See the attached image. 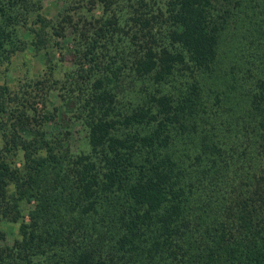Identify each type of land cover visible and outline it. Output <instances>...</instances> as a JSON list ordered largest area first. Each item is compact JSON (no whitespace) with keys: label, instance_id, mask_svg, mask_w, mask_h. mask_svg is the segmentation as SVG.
I'll list each match as a JSON object with an SVG mask.
<instances>
[{"label":"trees","instance_id":"1","mask_svg":"<svg viewBox=\"0 0 264 264\" xmlns=\"http://www.w3.org/2000/svg\"><path fill=\"white\" fill-rule=\"evenodd\" d=\"M65 1L0 0V63L73 53L0 83V264H264V0Z\"/></svg>","mask_w":264,"mask_h":264},{"label":"rangeland","instance_id":"2","mask_svg":"<svg viewBox=\"0 0 264 264\" xmlns=\"http://www.w3.org/2000/svg\"><path fill=\"white\" fill-rule=\"evenodd\" d=\"M43 3V13L46 15L47 22L51 25L57 21V24L61 20V15L63 14V9L66 7L67 3L65 0H42ZM101 9L97 8L96 12L100 13ZM55 26V25H54ZM52 26V27H54ZM71 30V29H69ZM67 30L65 35H61L58 38H52V43H49V54L43 55L42 53L34 54L28 50L18 51L11 58L10 63H6L7 60H4L0 63V83L3 81L10 83L12 89L18 88L22 79L25 78V75L30 78L40 77L45 71V63L54 64L59 71H56L57 74H61V77L64 76V72L68 66H70L73 60V53L71 52L72 43L71 32ZM59 41V42H58ZM44 52V50H42ZM46 57L50 58L47 59ZM48 60V61H47ZM8 64V66H5ZM32 76V77H30ZM23 77V78H22ZM31 87V86H28ZM58 103V101H55ZM73 103L72 100L67 101L66 103L60 104L58 112V124L53 122L52 125L57 128L71 129V139L74 142L79 140L83 136V132L80 130L81 125L78 121L71 120L69 118V112L67 110L68 106H71ZM40 106V104H38ZM2 135L0 132V143H2ZM9 157L20 159L19 151H9ZM11 229L14 228V224L11 225Z\"/></svg>","mask_w":264,"mask_h":264}]
</instances>
